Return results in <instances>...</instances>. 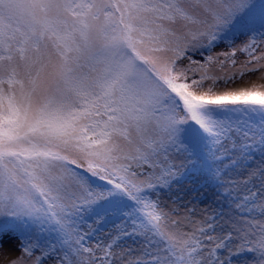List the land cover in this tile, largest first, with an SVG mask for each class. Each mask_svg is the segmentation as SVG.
<instances>
[{
    "label": "snow or ice",
    "instance_id": "obj_1",
    "mask_svg": "<svg viewBox=\"0 0 264 264\" xmlns=\"http://www.w3.org/2000/svg\"><path fill=\"white\" fill-rule=\"evenodd\" d=\"M237 51L264 69V0H0V264H264V83L208 71Z\"/></svg>",
    "mask_w": 264,
    "mask_h": 264
},
{
    "label": "rangeland",
    "instance_id": "obj_2",
    "mask_svg": "<svg viewBox=\"0 0 264 264\" xmlns=\"http://www.w3.org/2000/svg\"><path fill=\"white\" fill-rule=\"evenodd\" d=\"M244 38H241L240 40L236 41V45L242 43ZM222 51H229L226 44H220L218 47L214 48L211 53H208L205 51L203 55L200 52L196 53H188L193 57V59H196L200 61L201 63H204V56L206 55H212L213 57H217L218 53ZM199 56V57H196ZM254 55H260V50L258 49ZM236 63L233 65L230 63L228 59H226L223 56H219L218 60L212 64L208 65V71L210 75H214L217 77H223L224 79H220L217 81V91H225V90H235L243 87H250L252 83H264V80L261 79V76L264 75V69L258 70L256 72H244V75L241 76L240 72L244 66V62L246 60L251 59L247 54L242 53L240 51H237L236 56L234 57ZM219 61H224L223 66L221 67ZM187 61H185L186 63ZM261 64H264V60L260 61ZM248 68H254L256 67L255 61L252 63H249L247 65ZM229 77H233V79L228 80L227 83H225V80H227ZM198 78V74H197ZM208 81L205 82L207 85ZM233 178H236L235 174H233ZM201 184H203V179L200 177H191L187 178L179 185H176V189L179 191L180 194H183L185 192L189 193V195L185 196L184 200L181 201L182 204L187 203L192 197H199L202 198V202L198 199L197 201H194L193 204H189V207L195 206L196 211L198 213L197 218H200V216L203 214L204 209H208L209 211L213 208L219 210L221 205L224 204V201H216V197L213 195L214 190L211 188H200V192H194L192 191L194 188L199 187ZM185 210L184 208H181V213H183ZM225 213L229 212V209L225 206L224 207ZM15 242H10L9 245L6 246H13L14 247Z\"/></svg>",
    "mask_w": 264,
    "mask_h": 264
},
{
    "label": "trees",
    "instance_id": "obj_3",
    "mask_svg": "<svg viewBox=\"0 0 264 264\" xmlns=\"http://www.w3.org/2000/svg\"><path fill=\"white\" fill-rule=\"evenodd\" d=\"M204 53H205V52H204ZM196 57H199V56L196 55Z\"/></svg>",
    "mask_w": 264,
    "mask_h": 264
}]
</instances>
